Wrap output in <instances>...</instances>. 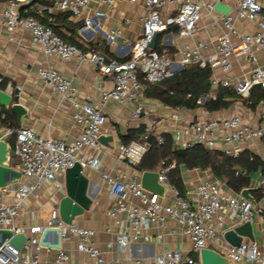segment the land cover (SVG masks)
I'll return each mask as SVG.
<instances>
[{
  "label": "built area",
  "instance_id": "2783aa9c",
  "mask_svg": "<svg viewBox=\"0 0 264 264\" xmlns=\"http://www.w3.org/2000/svg\"><path fill=\"white\" fill-rule=\"evenodd\" d=\"M53 1L54 5L47 6L46 9L53 12L58 8L70 11L74 15L81 14L83 8L90 3V0ZM103 1L113 7L117 0ZM29 2L30 0H10L4 10L5 25L9 31L22 26L31 32L32 42L41 45L46 55L63 59L77 58L80 62L87 61L94 64L101 73L113 76L114 87L104 92L101 98L102 105L111 100L135 103L133 116L145 122L147 128L141 139L120 146L119 157L129 164L136 165L142 160L150 147L151 134H156L159 142L163 141L161 135L156 132L157 119L142 103L146 85L140 80L139 75L142 74L147 80L154 82L176 72L171 56L158 52L151 45L157 33L176 25L180 29L181 36H189L197 30L204 11L214 15L216 19L221 20L227 30L225 34L219 36L216 51L204 56L203 42L200 41L195 46L185 45L181 49V58L177 65L185 67L199 64L203 67L210 65L212 68L221 66L227 74L222 79L212 78V85L231 87L243 98L251 95L255 85L264 87V64H258L257 56V51L264 52V17L259 21L260 28L254 33H241L236 25V20L239 18L255 19L264 10L262 0H235L231 5V11L227 14L217 11L215 4L228 3L229 0H146L147 11L143 17L142 34L134 42L129 43L131 57L124 60L108 57L97 51H87L66 41L51 25L42 23L30 13L26 7ZM95 14L105 15L98 9ZM49 21L54 22L53 18ZM91 24L88 18L87 25L91 26ZM117 35L116 30L108 34L112 41ZM232 36H236L237 41H233ZM10 38L14 39L13 36ZM17 42L22 43L21 40ZM233 56H246L256 65L248 74L235 79L228 74L233 69ZM38 74L54 90L74 102L77 109L73 118L81 125L82 130L75 140L67 142L60 137H44L30 126L15 128L3 123L0 104V128L4 127L6 132L16 133L13 147L16 160L12 163V167L20 170L22 176L30 179L28 182L19 179L0 186V228H11L15 232H25L28 235L22 248L16 247L8 240L2 244L0 264H40L39 252L45 247L40 243V235L45 226L60 227L63 239H75L77 248L94 258L97 264H132L121 260L107 261L93 239L94 229L74 222L66 223L59 216H53L47 224L31 226L29 232L16 225V219L25 199L35 192L43 181H55L58 173L65 172L77 162H80L84 168L85 166L97 168L100 165V160L96 156L85 153L80 156V153L87 147L99 148L101 145L100 137L106 120L102 106L94 105L89 100L79 101L76 86L57 68L40 66ZM201 99L200 97L199 101ZM186 135L191 137L186 138ZM254 139L264 142V105L259 112L257 122L246 120L245 115L239 110L232 116L221 119L199 117L189 125L175 130V140L183 148L203 144L209 149L221 148L234 156L241 152L242 143ZM173 166L174 164L163 166L158 171L159 180L166 187L169 184L167 172ZM102 175L110 186L109 197L112 205L108 213L116 217L119 213L125 212L134 230L131 235L120 232L116 238V244L120 249L125 250L129 243L140 237L149 240V234L144 230L151 224L162 225L167 220H174L182 232L190 236L193 242L192 253L166 250L154 256L153 264H202L201 249L220 242L226 244L225 255L234 262L246 260L250 264H264V249L256 243L242 242L240 245H232L225 239L226 218L241 223L251 222L255 212L264 214V195L253 201L225 191L222 180L205 178L194 190L188 191L187 197L183 196L177 187L172 186L174 202L165 203L161 200L162 195L145 189L140 178L121 179L107 172H103ZM261 183H264V179H261ZM57 186L62 187L60 184ZM121 192L133 194L140 202L138 204L128 202L123 197H119ZM9 196L12 197L11 201L6 200ZM118 222L121 226L124 225L123 220ZM134 263L141 264V261L137 259ZM53 264L74 263L70 262V255L61 247L57 249Z\"/></svg>",
  "mask_w": 264,
  "mask_h": 264
},
{
  "label": "crops",
  "instance_id": "0c3cea01",
  "mask_svg": "<svg viewBox=\"0 0 264 264\" xmlns=\"http://www.w3.org/2000/svg\"><path fill=\"white\" fill-rule=\"evenodd\" d=\"M262 1L264 3V0ZM9 2L10 0H0V88L13 93L18 89L19 102L26 108L27 115L22 116L21 123H19L18 115L12 106L8 111L6 109L8 107L2 106V120H8L4 124H12L15 128L30 126L44 137H60L67 142L75 140L80 135L81 125L73 118L77 107L73 101L62 96L39 76L38 68L40 66H50L60 70L76 86L78 100H89L94 105L102 106L106 116L102 135L111 136V139L105 142L101 141L99 148L87 147L80 153V156L83 153L96 156L100 160V165L97 168L85 166L84 174L90 180L89 191L93 201L89 209L76 216L74 223L95 230L93 239L101 248L102 255L107 261L121 260L135 264V260L140 259L141 264H153L154 256L166 250H179L184 254H191L193 242L189 235L182 232L174 220H167L162 225L151 224L144 230L149 234V240L140 237L129 243L125 250L117 246L116 238L120 232L131 235L134 230L127 220L125 212L119 213L116 217L108 213L112 205V200L109 197L110 186L102 174L107 172L117 175L121 179L132 177L142 179L143 170L138 168L139 163L132 165L122 160L119 157V149L123 144L141 139L145 133L143 129L147 126L145 122L134 118V102L121 103L111 100L102 105L101 98L104 92L114 87L113 76L101 73L94 64L87 61L80 62L77 58L63 59L58 56L46 55L41 45L32 42L31 32L22 26L9 31L4 19V10ZM234 2L235 0H229L228 3L233 5ZM53 5V0H30L26 7L44 24L53 18L54 22L51 24L59 30L60 36L68 39L67 41L75 45L80 44L81 46H78L87 51H97L122 60L131 57L129 43L141 36L143 17L147 11L146 0H117L113 7L103 0H90L89 5L83 8L79 15L58 8H55L53 12L46 9L47 6ZM97 9L103 11L105 15L97 16L95 14ZM262 17H264V11L255 19L239 18L236 20V25L241 33H254L260 28L259 21ZM88 18L92 22L91 26L87 25ZM113 30H116L118 35L112 41L108 34ZM179 30L178 26L173 25L168 30L160 32L155 46H153L158 52L171 56L176 72L184 68L177 64L181 58V49L185 45L195 46L201 41L205 44L202 54L208 56L216 51L219 36L227 32L221 20L206 11H204L203 18L194 34L181 36ZM10 36H13L14 39H11ZM231 38L233 41L238 39L236 36ZM17 40H21L22 43L19 44ZM257 56L258 64H264V52L257 51ZM232 61L233 69L228 74L235 79L248 74L256 65L246 56H233ZM226 74L221 66H217L213 68L212 78L222 79ZM139 75L144 77L142 74ZM219 86L213 85L211 93L201 96L200 102L204 103L210 97L216 96ZM142 103L151 110L153 117L158 121L157 134L169 133L173 137L174 147H181L175 140L176 129L189 125L199 117L221 119L232 116L239 110L245 115L246 120L257 122L264 100H260L255 107L237 100L228 109L209 111L203 106L188 108L166 105L159 99L151 97L145 89ZM185 137L190 138L191 135ZM8 140L14 147L15 137L13 134ZM245 149H250L264 159V142L262 140L254 139L242 143L241 151ZM161 169L162 166H158L155 170ZM181 175L186 191V194L182 195L185 197H187L188 191L194 190L198 183L205 178L222 180L225 191L243 196L242 190L235 191L227 184V181L216 177L211 168H189L182 165ZM261 179L264 177L260 169L251 172V184L245 188H251L250 193L253 197V189L264 187V183L260 184ZM29 180L25 176L21 178L23 182ZM65 181V172L58 173L55 181H43L40 187L25 199L16 219V225L29 232L31 226L47 224L50 218L59 216L58 204L66 193ZM57 184L62 187H58ZM172 186L175 185L169 180L165 193L161 196V200L165 203L174 202ZM119 197H123L130 203L138 204L140 202L136 196L129 192H121ZM6 200L11 201L12 197L9 196ZM118 220H123L124 225L121 226ZM239 224L241 222L227 217L225 228L229 229ZM251 224L255 238L251 240L244 236L243 242H253L264 249V214L255 212ZM62 247L70 255L71 263L97 264L94 258L77 248L75 239H63ZM212 247L223 254L226 253L225 243L220 242ZM56 253L57 249L55 248L43 247L39 252L40 264H53ZM234 264L250 263L241 260Z\"/></svg>",
  "mask_w": 264,
  "mask_h": 264
},
{
  "label": "trees",
  "instance_id": "16d2710c",
  "mask_svg": "<svg viewBox=\"0 0 264 264\" xmlns=\"http://www.w3.org/2000/svg\"><path fill=\"white\" fill-rule=\"evenodd\" d=\"M46 23L51 25L55 32L60 33L50 21ZM212 74L213 68L210 65L203 67L199 64H190L159 81H149L141 75L140 78L151 97L173 107L197 108L203 106L209 111H218L230 108L237 100L244 101L252 107H255L260 100H264V87L260 85H255L252 88L248 98L241 97L231 87L220 85L215 97L212 96L201 103L200 97L211 93ZM6 109L10 110L9 107ZM6 121L8 120L4 119L3 123ZM10 125L13 127L12 124ZM143 131L146 132V128ZM160 135L163 139L162 142H159L156 134H151L150 147L137 166L145 171L155 170L158 166L174 164L168 170L167 176L178 189L180 188L181 194H186L181 175L182 165L189 168H211L216 177L227 181V184L235 191H241L250 186L251 172L253 171L260 169L264 177V159L250 149L242 150L234 156L222 149L206 148L203 144H194L184 148L174 147L172 135L169 133ZM13 136L16 137V133H13ZM253 195L255 199H260L264 195V187L253 189Z\"/></svg>",
  "mask_w": 264,
  "mask_h": 264
},
{
  "label": "water",
  "instance_id": "95a60500",
  "mask_svg": "<svg viewBox=\"0 0 264 264\" xmlns=\"http://www.w3.org/2000/svg\"><path fill=\"white\" fill-rule=\"evenodd\" d=\"M215 9L221 13L227 14L231 11V5L228 3L217 2ZM157 33L151 43L155 46ZM0 104L2 106L11 107L18 115L19 123L21 117L27 115L26 108L19 102L18 89L15 93L0 88ZM12 136V132H6L4 127L0 128V186L7 185L13 181L21 179L22 172L12 167V160L16 154L12 144L8 140ZM111 136L101 135L100 141L110 140ZM84 166L77 162L73 167L65 171V195L59 200L58 211L59 217L66 223H73L76 216L81 215L85 210L89 209L93 197L89 191L90 180L84 174ZM145 189L157 192L160 195L165 193L166 186L159 180V172L157 170H145L141 179ZM251 188H244L242 194L253 201L255 198L251 195ZM247 236L254 240L253 227L251 222H244L229 228L225 232V239L232 245H240L243 237ZM28 239L25 232H15L11 228H0V247L8 240L9 243L18 248H22ZM63 237L62 229L57 226H45L41 235V245L49 248L59 249L62 247ZM200 259L202 264H234V261L227 255L221 253L215 248L204 247L200 251Z\"/></svg>",
  "mask_w": 264,
  "mask_h": 264
},
{
  "label": "rangeland",
  "instance_id": "374dc122",
  "mask_svg": "<svg viewBox=\"0 0 264 264\" xmlns=\"http://www.w3.org/2000/svg\"><path fill=\"white\" fill-rule=\"evenodd\" d=\"M16 160V158H13V161H15Z\"/></svg>",
  "mask_w": 264,
  "mask_h": 264
}]
</instances>
